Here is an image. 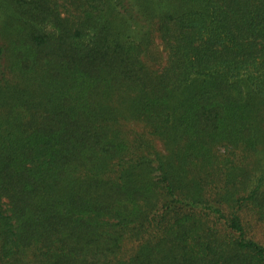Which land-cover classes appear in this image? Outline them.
I'll return each instance as SVG.
<instances>
[{"label": "trees", "instance_id": "obj_1", "mask_svg": "<svg viewBox=\"0 0 264 264\" xmlns=\"http://www.w3.org/2000/svg\"><path fill=\"white\" fill-rule=\"evenodd\" d=\"M157 2L0 0V264H264V0Z\"/></svg>", "mask_w": 264, "mask_h": 264}, {"label": "rangeland", "instance_id": "obj_2", "mask_svg": "<svg viewBox=\"0 0 264 264\" xmlns=\"http://www.w3.org/2000/svg\"><path fill=\"white\" fill-rule=\"evenodd\" d=\"M153 3H154V4H158L157 0H153ZM118 23H119V21H118ZM156 46L158 47L159 50L162 49V44H161V42H160V40H159L158 38H156ZM164 54H165V53H164ZM157 144H158V147L163 151L164 154H166V155L169 154L168 151L162 146V144H161L160 141H157ZM263 157H264L263 154H260V155L258 156V158H259L260 160L263 159Z\"/></svg>", "mask_w": 264, "mask_h": 264}]
</instances>
